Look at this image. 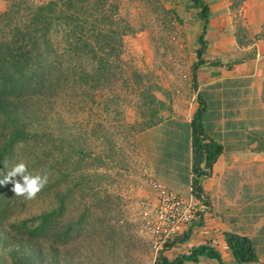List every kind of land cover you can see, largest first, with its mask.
<instances>
[{
  "label": "rangeland",
  "instance_id": "374dc122",
  "mask_svg": "<svg viewBox=\"0 0 264 264\" xmlns=\"http://www.w3.org/2000/svg\"><path fill=\"white\" fill-rule=\"evenodd\" d=\"M47 1L0 0V13L13 6L12 17L0 20V43L33 6ZM205 1L212 17L221 0ZM223 2L234 9L241 0ZM101 3L103 22L120 41L110 43L100 77L99 44L90 40L96 51L76 57L68 44L72 35L67 38V28L56 18L49 29L50 48L33 60L36 72L11 109L15 121L0 111V147L5 144L0 180L20 162L29 174L47 175L32 199L16 195L11 183L0 186V230L8 236L27 231L55 208L56 233L41 241L46 251L56 248L60 264H152L157 253L145 212L153 207L140 191L134 133L163 110L152 96L171 101L192 91L190 56L202 21L190 0ZM92 6L84 28L97 24ZM238 16L232 15L235 31L226 36L246 47L252 36ZM208 40H216L215 34ZM249 55L243 50L240 57Z\"/></svg>",
  "mask_w": 264,
  "mask_h": 264
},
{
  "label": "crops",
  "instance_id": "0c3cea01",
  "mask_svg": "<svg viewBox=\"0 0 264 264\" xmlns=\"http://www.w3.org/2000/svg\"><path fill=\"white\" fill-rule=\"evenodd\" d=\"M220 4L208 20L206 39L215 34L216 40L207 42L202 63L196 69V86L193 87L191 76V92L171 96V101L155 94L163 109L159 118L134 133L140 191L152 207L157 202L153 183L186 200L192 196L190 123L199 101L204 106V131L220 146L210 173L201 180L209 209L200 222L179 234L189 232L186 240L174 241L158 252L153 262L158 256L172 260L193 247L206 245L218 251L228 264H264V0H241L234 9L222 0ZM237 13L252 36L246 47L226 36L235 31L232 15ZM243 50H249L250 55L240 57ZM190 58L193 65L196 47ZM227 232L250 238L256 261L238 263L226 244ZM181 264L219 262L200 255L197 261Z\"/></svg>",
  "mask_w": 264,
  "mask_h": 264
},
{
  "label": "trees",
  "instance_id": "16d2710c",
  "mask_svg": "<svg viewBox=\"0 0 264 264\" xmlns=\"http://www.w3.org/2000/svg\"><path fill=\"white\" fill-rule=\"evenodd\" d=\"M190 1L198 8L197 14L202 21L201 32L197 38L196 61L193 63L191 71L192 85L195 87L196 69L202 63L201 57L207 47L204 36L210 8L205 0ZM90 2L95 5L92 7L96 10L98 21L97 24L93 23L91 28H84V25L88 24L90 16L87 12L89 9L91 10ZM12 8L13 6L10 4L6 10L0 13V20L11 18ZM102 9L101 0H48L44 4L33 6L30 15L23 24H14V27L9 28L8 33H3L8 40L5 39L3 43H0V111L9 114L11 121L14 120L11 114L16 112L15 109L11 110L16 108L15 99L19 97V92L28 86L31 77L36 72L37 68L33 60L41 56L42 49L50 48L51 42L48 34L50 26L56 18L60 25L67 28V38L72 35L68 44H71L70 51L75 52L76 57L86 56L90 51H96L90 40L99 44L100 54L97 58L98 77H100L103 62L112 51V48L109 47L110 43L120 41L117 31L107 28L106 23L103 22L105 16ZM262 99L264 101V79L262 81ZM152 100L155 101L154 96H152ZM203 111L204 106L199 101L190 123L192 129L191 170L193 174L191 185L192 193L196 196L202 193L201 180L210 173L212 163L220 152L219 144L209 138L204 131ZM11 136L16 137L17 134L14 132ZM4 152L5 144L0 147V165L4 159ZM54 212L55 208L42 213L37 224L16 235L8 236L1 229L0 264H60L56 248L48 246L47 251L51 254L49 256L41 241L42 238L51 240L56 233ZM1 231L4 234H1ZM188 235L189 232L176 236L172 241L167 242L164 248L172 245L174 241L186 240ZM225 241L238 263L256 261L257 254L254 244L247 236L227 232ZM200 255L215 258L219 264H228L221 259L218 251L206 245L193 247L188 253L178 254L172 260L158 256L152 264H181L185 261H197Z\"/></svg>",
  "mask_w": 264,
  "mask_h": 264
},
{
  "label": "built area",
  "instance_id": "2783aa9c",
  "mask_svg": "<svg viewBox=\"0 0 264 264\" xmlns=\"http://www.w3.org/2000/svg\"><path fill=\"white\" fill-rule=\"evenodd\" d=\"M152 187L157 193V202L145 216L151 247L158 253L167 242L200 222L209 204L203 193L198 196L192 193L186 200L160 184L153 183Z\"/></svg>",
  "mask_w": 264,
  "mask_h": 264
},
{
  "label": "clouds",
  "instance_id": "9594fccd",
  "mask_svg": "<svg viewBox=\"0 0 264 264\" xmlns=\"http://www.w3.org/2000/svg\"><path fill=\"white\" fill-rule=\"evenodd\" d=\"M46 181V174H29L26 170V165L20 162L3 176V179L0 180V186L11 183L12 191L16 195L24 196L26 199H32L43 188Z\"/></svg>",
  "mask_w": 264,
  "mask_h": 264
}]
</instances>
